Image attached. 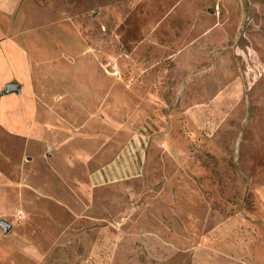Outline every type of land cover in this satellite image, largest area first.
I'll return each instance as SVG.
<instances>
[{
    "label": "rangeland",
    "instance_id": "obj_1",
    "mask_svg": "<svg viewBox=\"0 0 264 264\" xmlns=\"http://www.w3.org/2000/svg\"><path fill=\"white\" fill-rule=\"evenodd\" d=\"M0 28L36 104L0 129V264H264V0H0Z\"/></svg>",
    "mask_w": 264,
    "mask_h": 264
},
{
    "label": "crops",
    "instance_id": "obj_2",
    "mask_svg": "<svg viewBox=\"0 0 264 264\" xmlns=\"http://www.w3.org/2000/svg\"><path fill=\"white\" fill-rule=\"evenodd\" d=\"M29 63L24 51L0 28V129L28 135L34 129L36 104L28 92ZM18 84L17 91L4 92Z\"/></svg>",
    "mask_w": 264,
    "mask_h": 264
},
{
    "label": "water",
    "instance_id": "obj_3",
    "mask_svg": "<svg viewBox=\"0 0 264 264\" xmlns=\"http://www.w3.org/2000/svg\"><path fill=\"white\" fill-rule=\"evenodd\" d=\"M17 89H18V84L11 83V84L6 85L4 92L7 93L11 91H17ZM3 227L7 231L8 228L6 227V224H3Z\"/></svg>",
    "mask_w": 264,
    "mask_h": 264
}]
</instances>
